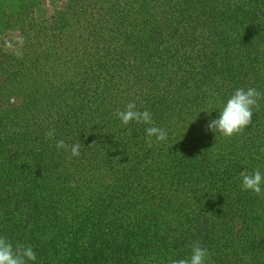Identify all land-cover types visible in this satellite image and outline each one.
Masks as SVG:
<instances>
[{"label": "trees", "instance_id": "16d2710c", "mask_svg": "<svg viewBox=\"0 0 264 264\" xmlns=\"http://www.w3.org/2000/svg\"><path fill=\"white\" fill-rule=\"evenodd\" d=\"M249 87L264 0H0V235L30 264H170L197 241L206 264H264V195L239 176L264 173V99L243 134L207 128ZM129 102L165 141L121 124Z\"/></svg>", "mask_w": 264, "mask_h": 264}, {"label": "clouds", "instance_id": "9594fccd", "mask_svg": "<svg viewBox=\"0 0 264 264\" xmlns=\"http://www.w3.org/2000/svg\"><path fill=\"white\" fill-rule=\"evenodd\" d=\"M262 99H264V93L256 88H237L219 111L218 117L209 121L207 128L214 132L218 131L225 138L243 134L245 129L252 124L253 111L254 109L259 110V101ZM115 115L122 125L132 122L148 125L145 129L147 137L145 142L148 147L152 146L153 137L157 142L167 139V132L155 126L153 114L148 110H137L135 102H129L124 110L117 111ZM55 136L54 128L45 132L46 140H53ZM55 147L58 150L63 149L65 152H70L69 159L80 155V143L69 145L60 139L55 141ZM239 176L242 180V190L251 191L257 196L264 195V188H262L264 173H261L258 168L251 173L245 169L239 173ZM242 259L247 261L250 258L243 257ZM36 260V253L31 246L22 243L14 245L6 236L0 235V264H30ZM208 260H210L209 251L197 241L192 244L189 257L171 260L170 264H206Z\"/></svg>", "mask_w": 264, "mask_h": 264}, {"label": "rangeland", "instance_id": "374dc122", "mask_svg": "<svg viewBox=\"0 0 264 264\" xmlns=\"http://www.w3.org/2000/svg\"><path fill=\"white\" fill-rule=\"evenodd\" d=\"M45 1V9H51L54 5H57L58 3V0H44ZM11 37V43L13 46H16L17 45V39H16V35H10ZM10 40V39H8Z\"/></svg>", "mask_w": 264, "mask_h": 264}]
</instances>
